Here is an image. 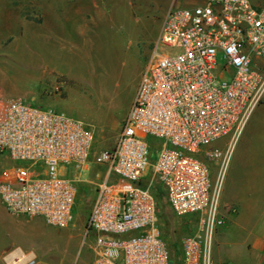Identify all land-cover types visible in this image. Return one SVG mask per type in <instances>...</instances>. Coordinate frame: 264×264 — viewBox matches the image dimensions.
<instances>
[{
  "label": "built area",
  "instance_id": "obj_1",
  "mask_svg": "<svg viewBox=\"0 0 264 264\" xmlns=\"http://www.w3.org/2000/svg\"><path fill=\"white\" fill-rule=\"evenodd\" d=\"M167 49L160 52L159 48ZM264 97V0H207L172 8L141 75L113 150L96 163L98 182L86 232L92 264H170L158 222L150 167L177 217L196 215L181 241L180 264H213V242L225 223L223 177L232 155L205 151L233 134V144ZM157 141L153 159L150 140ZM93 129L65 112L22 98H0V152L13 164L0 174V201L11 213L68 228L75 221L77 179L89 170ZM204 153L221 165L215 184ZM236 213L237 210L233 209ZM9 264H37L28 256Z\"/></svg>",
  "mask_w": 264,
  "mask_h": 264
},
{
  "label": "rangeland",
  "instance_id": "obj_2",
  "mask_svg": "<svg viewBox=\"0 0 264 264\" xmlns=\"http://www.w3.org/2000/svg\"><path fill=\"white\" fill-rule=\"evenodd\" d=\"M206 1L0 0V98H22L65 112L87 123L95 134L90 171L77 184L74 223L68 228H54L41 218L15 214L22 221L21 225H15L0 201V243L11 242L14 237L18 242L23 239L25 252L31 255L28 259H36L37 264L93 263L92 236L86 228L97 173H102L104 167L96 163V158L117 145L168 11L177 7L193 9ZM166 50L159 48L160 52ZM231 145L232 155L222 182L220 213L225 208L236 209L237 215L245 212V219H249L247 210L256 209L260 215L264 201L227 202L236 180L240 188L248 185L251 189L259 177H254L255 170L264 168V97L234 144L231 133L205 151L218 149L225 154ZM196 157L209 167L215 184L221 165L211 161L204 151ZM12 164L0 152V174ZM151 180L154 186L162 187L150 167L145 182ZM254 220L259 230L264 227V215ZM158 222L173 255L172 242L181 246L182 239L198 228L196 215L173 214L169 220L158 217ZM13 251L15 248H10L2 255L0 264H9V257H5Z\"/></svg>",
  "mask_w": 264,
  "mask_h": 264
},
{
  "label": "crops",
  "instance_id": "obj_3",
  "mask_svg": "<svg viewBox=\"0 0 264 264\" xmlns=\"http://www.w3.org/2000/svg\"><path fill=\"white\" fill-rule=\"evenodd\" d=\"M246 156L247 155H245V158ZM102 166H104L102 173H97L98 182L104 178L107 171V167L105 165ZM256 170L253 175L254 177L255 175L259 177L257 178V181L254 180V187L250 189L248 188V185H246V188L242 189L239 186V180H236V185L233 188L234 190L232 194L228 197L227 203L264 201V168L262 169L259 167L257 172ZM89 171L90 169L85 171L77 179L76 185L78 182L84 181ZM246 174L249 175L247 172ZM94 199L95 196L93 198V202ZM224 205H226V203H224ZM6 211L9 214L8 217L15 225H19V223L20 225L22 224V221L20 222V219L16 217L15 214L9 212L7 209ZM221 211V215L224 217L225 223L218 229L214 237L213 264H264V227L259 230L256 226V221L254 220L255 218L257 220V218L264 215V209L261 211L260 215L256 209L250 211L247 210V213H250L251 216L249 219H245V212L237 215V213L232 212L229 208L222 209ZM15 238L16 237L12 238L11 242H7L5 244L0 243V259L10 248H15V251L7 253L5 258L10 257L16 251H19V255H16L14 258L21 257L22 255L31 257L30 253L25 252L26 246L23 239L18 242ZM33 256L36 255L34 254Z\"/></svg>",
  "mask_w": 264,
  "mask_h": 264
},
{
  "label": "trees",
  "instance_id": "obj_4",
  "mask_svg": "<svg viewBox=\"0 0 264 264\" xmlns=\"http://www.w3.org/2000/svg\"><path fill=\"white\" fill-rule=\"evenodd\" d=\"M150 144H151V151L154 153L156 151L157 141L154 139H151ZM142 184L146 185L147 182H145V180H144V182ZM153 193H154L156 201H157L158 217L159 218H165L166 220H169L170 218H172L174 213L172 212L171 209H170L171 211L167 210L168 209L167 207L170 208V206H169L168 201H167L166 196H165L164 187L155 185L154 189H153ZM172 244L174 247V255L172 254V261H174V264H179V263H181V259H182L181 246L177 245V243H175V242H172Z\"/></svg>",
  "mask_w": 264,
  "mask_h": 264
},
{
  "label": "bare ground",
  "instance_id": "obj_5",
  "mask_svg": "<svg viewBox=\"0 0 264 264\" xmlns=\"http://www.w3.org/2000/svg\"><path fill=\"white\" fill-rule=\"evenodd\" d=\"M16 255H19V251L14 252V253L9 257L8 260H9L10 263H12V261H13V259H14V257H15Z\"/></svg>",
  "mask_w": 264,
  "mask_h": 264
},
{
  "label": "water",
  "instance_id": "obj_6",
  "mask_svg": "<svg viewBox=\"0 0 264 264\" xmlns=\"http://www.w3.org/2000/svg\"><path fill=\"white\" fill-rule=\"evenodd\" d=\"M170 264H174V261H171Z\"/></svg>",
  "mask_w": 264,
  "mask_h": 264
}]
</instances>
